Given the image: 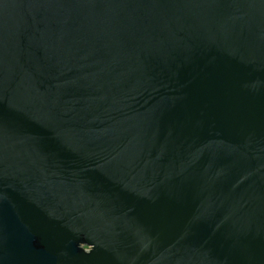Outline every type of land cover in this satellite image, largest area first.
Instances as JSON below:
<instances>
[{"label":"water","instance_id":"water-1","mask_svg":"<svg viewBox=\"0 0 264 264\" xmlns=\"http://www.w3.org/2000/svg\"><path fill=\"white\" fill-rule=\"evenodd\" d=\"M0 264H264V0H0Z\"/></svg>","mask_w":264,"mask_h":264}]
</instances>
